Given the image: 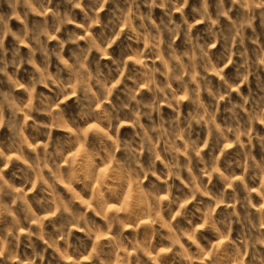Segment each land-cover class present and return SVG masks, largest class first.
Here are the masks:
<instances>
[{
    "label": "rangeland",
    "instance_id": "374dc122",
    "mask_svg": "<svg viewBox=\"0 0 264 264\" xmlns=\"http://www.w3.org/2000/svg\"><path fill=\"white\" fill-rule=\"evenodd\" d=\"M261 61L264 0H0V264H264Z\"/></svg>",
    "mask_w": 264,
    "mask_h": 264
},
{
    "label": "clouds",
    "instance_id": "9594fccd",
    "mask_svg": "<svg viewBox=\"0 0 264 264\" xmlns=\"http://www.w3.org/2000/svg\"><path fill=\"white\" fill-rule=\"evenodd\" d=\"M223 2V0H221V3ZM205 55H206V53H205ZM261 63H264V61H261ZM197 95H198V89H197Z\"/></svg>",
    "mask_w": 264,
    "mask_h": 264
}]
</instances>
